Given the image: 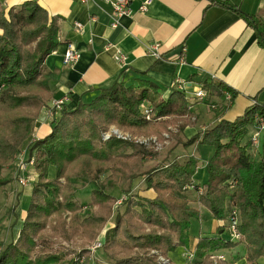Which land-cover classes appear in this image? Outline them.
<instances>
[{
  "label": "trees",
  "instance_id": "16d2710c",
  "mask_svg": "<svg viewBox=\"0 0 264 264\" xmlns=\"http://www.w3.org/2000/svg\"><path fill=\"white\" fill-rule=\"evenodd\" d=\"M211 2L236 9L220 0ZM241 15L264 47L263 23L246 13ZM58 30V18L49 16L35 0L10 7L0 2V187L9 181L1 176V170L14 161L24 144L37 173L22 225L15 239L0 250V264L87 262L91 253L88 244L95 240L100 225L122 195L107 191L114 186L125 191L127 198L120 204L123 211L115 213L114 225L101 239L103 251L114 264H159L158 253L167 256L177 246L188 247L191 224L200 218V210L190 205L184 194L188 185L202 187L196 201L212 218L227 219L231 208H236L239 215V238L223 234L198 237L193 264H229L215 252L240 243L245 246L247 264H257L258 258L264 257V151L254 160L251 149L257 143L249 135L254 116H264V105L254 103L233 120L221 118L186 140H176L174 145L199 143L212 148L205 163L207 177L200 185L193 182L198 170L193 155L183 161L174 157L146 173L141 171L145 157H155L157 151L134 139L155 137L157 143H164L168 138H177L194 115L184 90L174 88L167 99H162L159 85L143 71H135L137 77L126 82L125 68L121 69L118 77L99 88L90 101L59 110L48 134L29 141L33 122L49 100L48 82L54 74L46 69L44 60L59 42ZM196 84L206 91L201 101L214 105L219 113L230 105L224 92H230L232 99L236 95L226 84L209 76L200 77ZM144 101L152 105L149 119L142 114ZM111 125L133 140L114 134L103 139L102 133ZM50 165L55 173L52 178L48 176ZM140 175L143 189H153L155 197L129 194ZM72 180L92 186L89 204L95 208L81 220V204L75 199L78 188L71 185ZM67 211L71 213L68 222L62 217ZM48 218L68 223L67 230L72 232L67 237L80 231V249L73 250L70 258L42 252L38 241L44 239ZM221 228L224 231L226 226Z\"/></svg>",
  "mask_w": 264,
  "mask_h": 264
},
{
  "label": "crops",
  "instance_id": "0c3cea01",
  "mask_svg": "<svg viewBox=\"0 0 264 264\" xmlns=\"http://www.w3.org/2000/svg\"><path fill=\"white\" fill-rule=\"evenodd\" d=\"M23 1L3 0V4L6 7L17 6ZM35 1L49 16L58 18L59 42L44 60L46 69L54 74L50 81L52 93L33 122L29 141L50 132L51 121L58 115L57 111L50 110L55 99L66 95V109L74 108L79 101L88 102L99 88L110 85L123 68L126 82L137 77L135 71L145 72L146 77L159 85L162 99H167L174 88L178 89L176 81L191 82L190 87H194L199 85L196 81L200 77L213 76L236 92L229 107L219 113L214 105L210 109L204 101L191 102L187 98L192 103L194 115L177 138L158 143L170 158L181 159L187 154L198 159V152L202 149L204 156L193 177V182L200 185L207 177L205 163L212 148L199 143L187 147L181 143L174 145L176 140H186L221 118L233 120L254 103L264 105V47L258 43L255 29L241 15H251L264 25V0H220L236 9L212 3V0H131V14L120 16L116 26L111 24V6L104 0ZM146 1V10L140 11L139 7ZM74 22L82 23V31L73 27ZM68 42L76 46L79 57L73 63L65 64L63 53ZM153 45L158 48V58L147 51ZM117 49L127 54L124 66L114 59ZM172 130L175 132L176 128L172 127ZM172 145L174 147L170 150ZM22 187L23 192L30 195L32 184ZM112 189L118 187L107 191ZM138 192L139 196L148 198L156 195L151 188L138 189ZM197 193L193 188L184 190L190 205L200 210V218L196 220L197 234H190L189 248L182 246L183 251L192 252L200 236L222 235L223 229L217 230V226L227 223L226 219L212 218L198 205ZM20 214H25V208L20 210ZM203 218L211 221L206 227L202 226ZM244 253L243 243L215 252L229 264H245ZM167 257L172 259L171 251ZM172 260L173 264L179 261L177 258ZM179 262L185 263L182 258Z\"/></svg>",
  "mask_w": 264,
  "mask_h": 264
},
{
  "label": "rangeland",
  "instance_id": "374dc122",
  "mask_svg": "<svg viewBox=\"0 0 264 264\" xmlns=\"http://www.w3.org/2000/svg\"><path fill=\"white\" fill-rule=\"evenodd\" d=\"M50 81L51 79L48 82V85L50 87L48 99H50L51 93H52V85ZM207 108L212 109L213 107H211V105L207 103ZM113 130H117L118 133L120 132L123 135H127L123 133L120 129L115 127L114 125H111L108 128V130L104 133L114 134L117 137L122 139V137L113 133ZM104 133H102L103 139H105ZM250 136L251 135H249V137ZM124 139L133 140V138L129 136ZM145 139H148V138H145ZM134 140L138 141V139H134ZM258 141L259 142L256 145L257 148L251 149V153H252L254 160L258 159L260 155L259 153L260 152L263 153L264 151L263 150L264 149L263 147L264 146V131L259 136ZM143 144L146 145L145 147L147 148L152 147V146L155 148L157 146L155 148L157 151V155L155 157H151V156L145 157V162L143 166L141 167L142 172L146 173L149 170H151L152 167L155 166L156 164H162L164 163V161L172 159L170 158V156H168V154H166L164 147L160 149V146L156 144V140L154 142H148L147 144L146 143H143ZM23 146H25V144ZM23 146L20 147V150L23 148ZM198 154H199V158L197 159V164H200L204 156L203 150L200 149ZM187 156L188 155L185 154L179 160L183 161L185 160ZM14 171H15L14 161H11L7 166H5L1 170V176L7 178L9 181L0 187V250H2L3 246H5L10 240L15 239L22 225V219L25 216V214L24 215L20 214V210L22 208L27 209L29 202H30V195L25 194L22 190L23 187L16 182L14 178ZM54 175L55 173H54L53 165H50L48 169V176L52 178L54 177ZM142 177L141 178L138 177L135 180L136 184L129 191L130 195H139L138 189H143L144 187L143 182H141ZM36 180H37V175L35 177L34 182H36ZM71 185L76 186L78 188L75 193V199L77 200V202L81 204V210L78 216V219L81 220L85 216H88L95 208V207H91L89 204L90 192H91L92 186L89 184L82 185L81 183H79L78 180H72ZM113 189L110 191V193L115 194L117 196H120L121 194L126 193L125 191L121 192L119 188L115 190ZM16 207H17V210L15 211ZM229 208L230 207H228V209ZM123 209L124 208L121 205L119 206L114 205L113 211L111 212L112 214L105 220V222H103L100 225L98 229L97 237L94 238L95 240H93L91 243L88 244L87 247L91 252L89 256V260L85 263L83 262L82 264H114V260L111 259L107 254H105V252L102 249V246L95 247V244L97 240L99 239L101 240L103 238L106 229L114 225L115 213L122 212ZM70 215L71 213L67 211L63 213L62 217L65 218V220L68 222ZM210 222L211 221L208 218H203L202 226L206 227L208 226V224H210ZM191 225H192L191 234H194V235L197 234L198 221H193ZM221 226L225 227L226 225L222 224V225L217 226V230ZM68 227L70 228L68 223H65L63 225L60 220L55 222L51 218L50 219L48 218L46 225H45V229L43 230L45 234L44 239L42 241H38L39 245L43 247L42 252L59 253L62 259L70 258L71 256H73L72 251L73 250L78 251L80 249L79 248L80 231H76V234H73L72 237H67L68 235H71V232H72V231L67 230ZM223 235L225 237H230L227 227L224 229ZM181 247L182 246H177L174 250L171 251L172 259L176 261L175 259L177 258L179 259V261H181V258H182L185 261V263L183 264H193L194 262L193 255L191 256L190 254H188L187 250L183 251ZM116 253L119 255L121 252H116ZM150 253H152V251H150ZM172 259H170L171 264H173ZM82 261L83 259L80 258L79 262H82ZM179 261H176L175 264H182L183 261L182 262H179ZM244 262L245 264H247L245 257H244ZM257 264H264V257L258 258Z\"/></svg>",
  "mask_w": 264,
  "mask_h": 264
},
{
  "label": "built area",
  "instance_id": "2783aa9c",
  "mask_svg": "<svg viewBox=\"0 0 264 264\" xmlns=\"http://www.w3.org/2000/svg\"><path fill=\"white\" fill-rule=\"evenodd\" d=\"M82 2H86L87 0H81ZM107 2L112 9L111 16H112V26H116L118 23V18L123 15H130L131 14V8H130V2L131 0H104ZM1 3H3V0H0ZM148 1L141 4L139 7L140 11L146 10ZM73 27L77 31H82L83 25L81 22H74ZM184 48H182L183 50ZM148 53L152 54L156 58L160 57V54L158 52V48L156 45L150 46L148 48ZM79 57V51L76 48V46L72 42H68L66 45V49L63 53V62L65 64L73 63L77 58ZM114 59L119 62L122 66L126 64L127 61V54L122 52L121 50L117 49L114 54ZM213 77V76H211ZM177 87L179 90H184L187 94V98L189 101L193 100H202L206 96V91L200 86H194L190 87L191 82L186 81H176ZM225 100L231 101V93L230 92H224ZM67 100L66 95H64L61 98L55 99L51 106L50 110L57 111L61 110L64 107V103ZM141 110L142 114L145 116L146 119H149L152 112V105L149 101H144L141 104ZM264 131V116L263 115H255L254 116V123L250 131V139L253 143H257L259 136ZM113 133L117 134L118 136L122 138H127V135H123L120 132L118 133L117 130H113ZM110 133H104L105 138L109 137ZM138 141L142 143H148V142H154L155 137H149L148 139L145 138H137ZM158 145V143L156 142ZM157 147V146H156ZM155 147V148H156ZM14 178L16 182L21 186H27L34 183L35 177L37 173L35 172L33 168V157H27V148L24 147L21 150H19L18 154L16 155V158L14 160ZM193 188L197 192L202 190L201 186H198L197 188H194L193 185L185 186L184 189ZM127 196L125 194H122L120 197H118L115 201V205H120ZM227 223L225 224L227 227V230L229 232L230 238L232 239H238L239 233L237 231V225L239 222V215L236 208H231L228 214V217L226 219ZM102 245L101 240H97L95 247H100ZM153 252V251H152ZM188 254L191 256L193 255V251H188ZM219 257H222L221 255H218ZM194 257V255H193ZM223 258V257H222ZM157 261L159 264H171L170 258L167 256H164L162 254H157Z\"/></svg>",
  "mask_w": 264,
  "mask_h": 264
}]
</instances>
